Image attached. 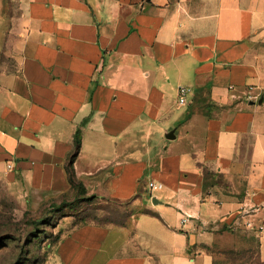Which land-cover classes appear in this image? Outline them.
I'll use <instances>...</instances> for the list:
<instances>
[{"label":"crops","instance_id":"crops-1","mask_svg":"<svg viewBox=\"0 0 264 264\" xmlns=\"http://www.w3.org/2000/svg\"><path fill=\"white\" fill-rule=\"evenodd\" d=\"M79 128L77 179L135 213L74 227L63 264H213L191 247L238 221L264 261V0H0V182L74 191Z\"/></svg>","mask_w":264,"mask_h":264},{"label":"rangeland","instance_id":"rangeland-1","mask_svg":"<svg viewBox=\"0 0 264 264\" xmlns=\"http://www.w3.org/2000/svg\"><path fill=\"white\" fill-rule=\"evenodd\" d=\"M24 191L23 185L0 182V264H63L57 245L74 227L124 225L135 213L128 201L98 196L89 199L92 194L78 195L76 190L31 205ZM259 233V228L249 229L238 221L232 229L216 234L213 243L196 244L191 250L210 255L217 264H264L259 257Z\"/></svg>","mask_w":264,"mask_h":264},{"label":"trees","instance_id":"trees-1","mask_svg":"<svg viewBox=\"0 0 264 264\" xmlns=\"http://www.w3.org/2000/svg\"><path fill=\"white\" fill-rule=\"evenodd\" d=\"M81 146H82V131L79 128L75 134L74 148L69 155L68 163L66 166V171L68 174L69 183H70L71 187L73 188V190H76L78 195H84L87 193V190H86L84 184L77 179V176L75 173V167H74V163H75V160H76V158H77V156L81 150ZM209 178H214V175L209 173V172H205V180H208ZM205 187H206V184H205ZM96 197H97V195L92 194L89 199H95ZM227 229H231V228H228L226 226V227H224L223 231H225ZM257 244H258V250H259V257H260V240H259V238H258ZM213 264H217V263H214V260H213Z\"/></svg>","mask_w":264,"mask_h":264},{"label":"built area","instance_id":"built-area-1","mask_svg":"<svg viewBox=\"0 0 264 264\" xmlns=\"http://www.w3.org/2000/svg\"><path fill=\"white\" fill-rule=\"evenodd\" d=\"M192 93V89L188 86H180L178 89V103L179 105H185L188 103V97L189 95ZM156 187H161V186H157L156 184H154L153 182H150L148 184V188L150 190H153ZM248 227H251V224H248ZM263 227L260 226L259 227V231H262Z\"/></svg>","mask_w":264,"mask_h":264},{"label":"water","instance_id":"water-1","mask_svg":"<svg viewBox=\"0 0 264 264\" xmlns=\"http://www.w3.org/2000/svg\"><path fill=\"white\" fill-rule=\"evenodd\" d=\"M167 137H168V138H171V139L175 138L174 132H171ZM153 203H154V204H158L159 201H158L156 198H154V199H153Z\"/></svg>","mask_w":264,"mask_h":264}]
</instances>
